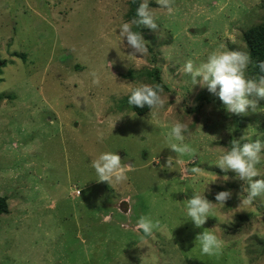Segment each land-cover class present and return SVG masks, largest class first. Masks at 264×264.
I'll list each match as a JSON object with an SVG mask.
<instances>
[{
	"label": "rangeland",
	"instance_id": "rangeland-1",
	"mask_svg": "<svg viewBox=\"0 0 264 264\" xmlns=\"http://www.w3.org/2000/svg\"><path fill=\"white\" fill-rule=\"evenodd\" d=\"M129 1L0 0V197L9 205L0 264H264V197L240 206L234 173L205 189L211 202L232 191L213 205L227 223L196 228L185 209L193 190L223 177L210 163L233 140L264 141V112L230 114L180 71L220 45L248 54L244 33L264 22V0H171V15L150 0L160 26L134 27L148 52L132 62L117 29L131 21ZM141 84L163 87L165 106L131 117L129 91ZM177 122L193 149L180 164L169 148L181 144L170 135ZM104 151L131 165L123 183L96 180L91 159ZM170 156L174 167L164 165ZM141 217L159 222L151 237L138 231ZM205 229L223 241L219 254L196 246Z\"/></svg>",
	"mask_w": 264,
	"mask_h": 264
},
{
	"label": "clouds",
	"instance_id": "clouds-1",
	"mask_svg": "<svg viewBox=\"0 0 264 264\" xmlns=\"http://www.w3.org/2000/svg\"><path fill=\"white\" fill-rule=\"evenodd\" d=\"M156 3L160 5V8L167 10L169 15L173 14L171 0H156ZM149 5L150 0H142L136 9V17L130 22L120 24L117 28L120 30L121 43L126 40V46L131 50L126 56L131 62L138 59V54H142L143 57L148 52L143 35L140 31L134 30V27L142 25L151 30H157L160 26ZM250 63L252 60L249 54L235 49H226L224 45H220L207 56L206 60L198 64L191 59L187 60L180 71L191 75V84H198L202 89L218 96L230 114H248L249 111L264 112V108L259 107L260 101L264 100V61L256 62L262 75L255 79L246 75ZM93 82L98 84L99 80L96 79ZM162 91L159 85L152 87L141 84L129 91L127 103L141 109L148 107L152 114L153 110L165 106V100L160 94ZM129 116L136 117L137 113L129 114ZM186 134H189V126L186 122H177L170 129V135L181 141L180 145L176 143L169 145V148L178 154L176 164L182 163L180 160L182 155L193 151L189 145L183 143ZM248 140L249 142L244 143L233 140L229 150L221 153L214 162L210 163L217 165L225 173L223 177L216 176L205 180L203 194L193 190L191 198L186 200V220L192 221L196 228H202L210 217H216L221 223H227L226 220L221 221L215 215L213 205L225 206L226 202L232 198V191L217 192L216 202H211L205 196V189L210 184L216 183L218 179L228 182L229 172L234 173L231 176L232 180L244 182L242 189L246 195L240 197V206L250 205L258 197H264V173L258 167V165H264V141ZM122 161L117 151H104L98 157L91 159L90 166L94 169L98 182H108L112 186L123 183L131 170V165ZM164 165L174 167L173 158L170 156ZM191 171L198 174L201 169L193 167ZM255 177L260 178L253 179ZM136 227L140 233L141 230L143 231L144 237H151L153 231L159 227V222L149 217H141ZM196 241V246L199 245L203 255L219 254L223 247V241L213 230L205 229L197 235Z\"/></svg>",
	"mask_w": 264,
	"mask_h": 264
},
{
	"label": "trees",
	"instance_id": "trees-1",
	"mask_svg": "<svg viewBox=\"0 0 264 264\" xmlns=\"http://www.w3.org/2000/svg\"><path fill=\"white\" fill-rule=\"evenodd\" d=\"M141 2L142 0H130L129 1L128 4L130 6V10L128 13V18L131 21L136 17V9L139 7V4ZM141 29H143L142 25H141ZM244 40H245V43L248 49V54L250 55L251 60H252V63L249 64L248 72L252 74L253 79H255V78H258L260 75H262V73H260L259 71V68L256 62L264 61V22L254 27L249 28L244 33ZM131 108L138 115H145L151 111V109H149L148 107L141 109V108L131 106ZM8 212H9V205H8L7 198L0 197V219L3 215L8 214Z\"/></svg>",
	"mask_w": 264,
	"mask_h": 264
},
{
	"label": "water",
	"instance_id": "water-1",
	"mask_svg": "<svg viewBox=\"0 0 264 264\" xmlns=\"http://www.w3.org/2000/svg\"><path fill=\"white\" fill-rule=\"evenodd\" d=\"M38 172H40L41 173V170H38ZM141 233L143 234V231L141 230Z\"/></svg>",
	"mask_w": 264,
	"mask_h": 264
}]
</instances>
